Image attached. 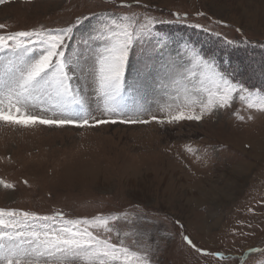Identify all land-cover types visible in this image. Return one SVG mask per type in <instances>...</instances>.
<instances>
[{
    "label": "rangeland",
    "instance_id": "rangeland-1",
    "mask_svg": "<svg viewBox=\"0 0 264 264\" xmlns=\"http://www.w3.org/2000/svg\"><path fill=\"white\" fill-rule=\"evenodd\" d=\"M123 3L131 7L122 6L121 0H5L0 4V24L6 27L0 33L65 27L89 13H135L141 21L145 16L156 18L153 31L164 32L160 34L167 38L166 56L179 59L186 44L205 48L206 55L220 57V66H228L229 60L238 66V78L246 85L259 81L248 78V66L264 58V49L258 46L264 44V0ZM197 24L203 27H194ZM84 31L78 30L77 38ZM225 37L251 43L232 48L223 43ZM199 41L203 45H190ZM156 48V38L138 43L132 59L144 62ZM171 95L174 92L166 94L156 78L132 100L143 108L142 119L152 115L162 119L166 112L161 108L171 103ZM91 109L93 116L107 118L96 110L94 98ZM262 139L264 112L248 109L238 96L230 107L199 121L175 124L118 122L61 128L0 122V180L13 185H0V208L41 215L61 211L69 219L118 215L113 227L121 233H139L135 239L147 246L152 264H264ZM233 170L240 175L232 177ZM90 230L111 235L112 242L119 243L115 232ZM124 239L137 248L132 236ZM197 248L223 252L228 258L208 256Z\"/></svg>",
    "mask_w": 264,
    "mask_h": 264
},
{
    "label": "snow or ice",
    "instance_id": "snow-or-ice-1",
    "mask_svg": "<svg viewBox=\"0 0 264 264\" xmlns=\"http://www.w3.org/2000/svg\"><path fill=\"white\" fill-rule=\"evenodd\" d=\"M3 3L5 0H0ZM121 4L131 7L123 0ZM157 22L155 17L145 16L141 21L135 13L104 11L77 17L65 27L40 26L0 33V122L61 128L118 122L175 124L199 121L214 110L228 108L237 96L248 109L264 112V58L248 66V78H260L261 86H248L236 78L235 69H222L215 53L206 55L186 44L179 59L166 56L167 38L153 31ZM5 27L0 24V29ZM82 28L85 31L77 38L76 33ZM152 38L158 45L154 55L144 62L134 61L136 45ZM223 43L238 48L251 42L225 37ZM258 46L264 49V44ZM156 78L161 80L166 94L171 90L174 95L169 97L171 103L161 108L166 112L164 118L152 115L142 119L143 108L132 100L133 94ZM93 98L96 110L107 118L92 115ZM238 118L245 119L241 115ZM0 185L13 187L3 180ZM119 219L118 215L69 219L61 211L41 215L0 208V264H152L147 246L135 239L139 233H121L113 227L112 222ZM90 229L115 232L119 243H113L111 235L101 236ZM128 236L138 245L135 250L125 244L124 237ZM183 239L196 247L188 236ZM196 250L221 260L228 258L223 252Z\"/></svg>",
    "mask_w": 264,
    "mask_h": 264
},
{
    "label": "trees",
    "instance_id": "trees-1",
    "mask_svg": "<svg viewBox=\"0 0 264 264\" xmlns=\"http://www.w3.org/2000/svg\"><path fill=\"white\" fill-rule=\"evenodd\" d=\"M162 30H164L165 33H169V29H162ZM175 31H176V30H175ZM157 32H158V31H157ZM159 33H164V32L160 31ZM177 33H179V32H177ZM202 40L204 41V39H202ZM198 43H200V44H196V43L192 42L190 45H201V44L203 45V43H202L201 41H199ZM204 50H205V48L203 49V52L205 53ZM234 58H235V57H234ZM235 59H236V58H235ZM218 60H220V57H217V61H218ZM231 63H233V62H230V60H229V65H228V66H225V67H222V66H221V68L224 69V70H227V71H229V72L233 71V69L237 70V69H238V66H236V65H231ZM233 64H234V63H233ZM230 65H231L232 67H231ZM238 76H239V75H238V71H236V78H237V79H239ZM247 76H248V75H247ZM245 78H246V76H245ZM256 80H257V79H256ZM254 85H256V86H258V87L261 86V80L259 79V81H257L256 84H254Z\"/></svg>",
    "mask_w": 264,
    "mask_h": 264
},
{
    "label": "bare ground",
    "instance_id": "bare-ground-1",
    "mask_svg": "<svg viewBox=\"0 0 264 264\" xmlns=\"http://www.w3.org/2000/svg\"><path fill=\"white\" fill-rule=\"evenodd\" d=\"M252 60H253V59H252ZM241 62H242V61H241ZM244 68H245V67H244ZM244 68H243V69H244ZM239 69H240V68H239ZM239 69H238V70H239ZM242 71H243V70H242ZM245 71H246V70H245ZM239 72H240V71H239ZM242 74H243V72H242ZM238 75H240V74H238ZM262 138H263V137H262ZM262 140H264V139H262ZM260 142H263V141H260ZM259 144H260V143H259ZM260 145H263V144H260ZM250 156H257V155H254V154H253V155H250ZM255 159H256V158H255ZM247 168H248V166H247ZM247 168H246V169H247ZM233 171H234V174H233V175L231 174L232 177H234V175H237V177H238V175H240L239 172H237L236 170H233ZM245 176H246V174H245ZM242 178H243V177H242ZM238 184H239V183H238ZM226 188H227V187H226ZM226 188H225V189H226ZM224 193H225V192H224ZM221 196H222V195H221ZM230 196H231V195H230Z\"/></svg>",
    "mask_w": 264,
    "mask_h": 264
}]
</instances>
